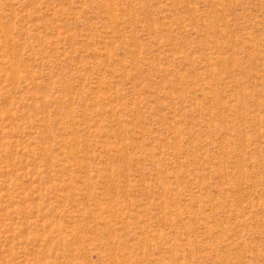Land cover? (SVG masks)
<instances>
[{
  "label": "rangeland",
  "instance_id": "1",
  "mask_svg": "<svg viewBox=\"0 0 264 264\" xmlns=\"http://www.w3.org/2000/svg\"><path fill=\"white\" fill-rule=\"evenodd\" d=\"M0 264H264V0H0Z\"/></svg>",
  "mask_w": 264,
  "mask_h": 264
}]
</instances>
